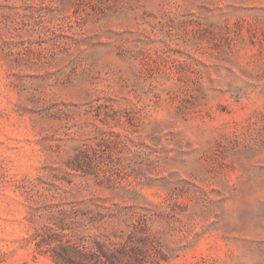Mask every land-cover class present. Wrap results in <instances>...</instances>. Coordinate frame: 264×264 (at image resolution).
Here are the masks:
<instances>
[{"label": "rangeland", "instance_id": "rangeland-1", "mask_svg": "<svg viewBox=\"0 0 264 264\" xmlns=\"http://www.w3.org/2000/svg\"><path fill=\"white\" fill-rule=\"evenodd\" d=\"M69 241L264 264V0H0V264Z\"/></svg>", "mask_w": 264, "mask_h": 264}, {"label": "trees", "instance_id": "trees-1", "mask_svg": "<svg viewBox=\"0 0 264 264\" xmlns=\"http://www.w3.org/2000/svg\"><path fill=\"white\" fill-rule=\"evenodd\" d=\"M79 168V167H78ZM84 203H87V200H83ZM84 216L89 220L90 223H94L95 215L93 214L91 208L87 205L85 211L83 212ZM70 242V248L76 253L79 257V261L71 258L66 252L59 253L55 255L54 261L56 264H86L87 254L85 250V244L83 242ZM41 244H37V247ZM41 251V250H40ZM91 257L93 259V264H121L119 258L116 256L115 252L110 250L106 245H104L99 254L96 252L91 253L88 259ZM104 258V259H103Z\"/></svg>", "mask_w": 264, "mask_h": 264}]
</instances>
